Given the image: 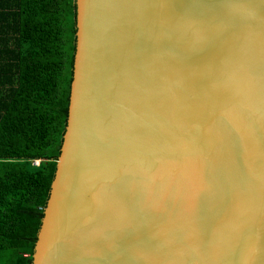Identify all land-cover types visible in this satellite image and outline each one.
I'll list each match as a JSON object with an SVG mask.
<instances>
[{"label":"water","instance_id":"water-1","mask_svg":"<svg viewBox=\"0 0 264 264\" xmlns=\"http://www.w3.org/2000/svg\"><path fill=\"white\" fill-rule=\"evenodd\" d=\"M76 27L32 264H264V0H76Z\"/></svg>","mask_w":264,"mask_h":264},{"label":"trees","instance_id":"trees-1","mask_svg":"<svg viewBox=\"0 0 264 264\" xmlns=\"http://www.w3.org/2000/svg\"><path fill=\"white\" fill-rule=\"evenodd\" d=\"M76 32V0H0V264L33 262L68 121Z\"/></svg>","mask_w":264,"mask_h":264},{"label":"rangeland","instance_id":"rangeland-1","mask_svg":"<svg viewBox=\"0 0 264 264\" xmlns=\"http://www.w3.org/2000/svg\"><path fill=\"white\" fill-rule=\"evenodd\" d=\"M36 162H37V161H36ZM36 162H35V163H36Z\"/></svg>","mask_w":264,"mask_h":264}]
</instances>
